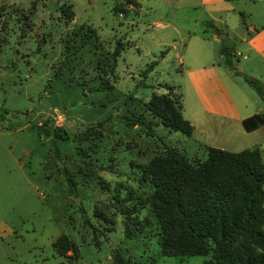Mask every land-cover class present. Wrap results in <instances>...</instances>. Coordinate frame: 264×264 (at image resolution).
Listing matches in <instances>:
<instances>
[{"label": "rangeland", "instance_id": "1", "mask_svg": "<svg viewBox=\"0 0 264 264\" xmlns=\"http://www.w3.org/2000/svg\"><path fill=\"white\" fill-rule=\"evenodd\" d=\"M133 2L0 0V264H115V252L123 264H200L208 257L160 253L162 230L149 207L152 187L143 168L165 147L190 161L204 158L205 150L196 133L169 130L144 102L152 93L175 100L180 94L182 116L194 119L180 64L187 33L216 28L226 33L216 48L228 42L240 49L244 25L238 13L210 18L198 0ZM61 3L69 5L70 18ZM80 24L94 32L81 46L82 31L70 37ZM116 40L123 48L111 72ZM232 59L235 66L242 61ZM221 66L257 97L240 75ZM101 80L110 87L99 89ZM42 124L65 128L68 138L52 139ZM257 136L223 145L264 150V136ZM127 205L139 220L130 237L122 231L120 208ZM62 233L76 251H55Z\"/></svg>", "mask_w": 264, "mask_h": 264}, {"label": "trees", "instance_id": "2", "mask_svg": "<svg viewBox=\"0 0 264 264\" xmlns=\"http://www.w3.org/2000/svg\"><path fill=\"white\" fill-rule=\"evenodd\" d=\"M59 9L69 18L73 14L68 4L61 3ZM81 31L85 37L79 46L94 33L93 27L80 24L70 37L74 38ZM122 48L123 43L116 40L110 51L111 72ZM217 53L223 64L233 74L240 75L264 103V84L234 65L233 44H219ZM109 87L105 80L98 85L101 90ZM144 105L169 130H178L185 135L191 133V123L181 114L180 99L152 93ZM127 120L150 127V123L142 118L127 117ZM263 123V112L241 119L244 130ZM41 129L46 135L51 133L52 139L68 138L66 129L60 126L42 124ZM204 150V158L190 161L181 152L165 147L163 153L153 155L143 168L152 187L149 207L162 230L160 253L208 255L200 264H264V150L259 145L234 151L206 145ZM61 171L69 190L76 195L74 180L68 169L62 166ZM120 209L123 213V234L130 237L139 229V220L133 213L135 207L127 205ZM53 246L60 254L67 250L76 251V246L63 233L53 241ZM113 259L115 264H123L119 253H113Z\"/></svg>", "mask_w": 264, "mask_h": 264}, {"label": "crops", "instance_id": "3", "mask_svg": "<svg viewBox=\"0 0 264 264\" xmlns=\"http://www.w3.org/2000/svg\"><path fill=\"white\" fill-rule=\"evenodd\" d=\"M198 1L210 18L224 11L227 20L228 15L238 13L245 32L239 37L240 49L233 44L235 58L242 59L236 68L257 77L264 84V0ZM209 22L214 24L212 19ZM224 23L227 24L226 21ZM218 32L213 29L211 32L189 31L181 48L183 57L180 64H184L188 91L195 103L191 112L194 119L187 117L192 125L190 134H197L202 148L210 145L225 149L223 144L256 140L258 133L264 136V123L251 130H244L241 126L243 117L256 112L264 113V103L221 66L223 64L215 44L220 36ZM185 53H189L186 60Z\"/></svg>", "mask_w": 264, "mask_h": 264}, {"label": "water", "instance_id": "4", "mask_svg": "<svg viewBox=\"0 0 264 264\" xmlns=\"http://www.w3.org/2000/svg\"><path fill=\"white\" fill-rule=\"evenodd\" d=\"M218 35H223V34H218ZM78 202V201H77Z\"/></svg>", "mask_w": 264, "mask_h": 264}]
</instances>
